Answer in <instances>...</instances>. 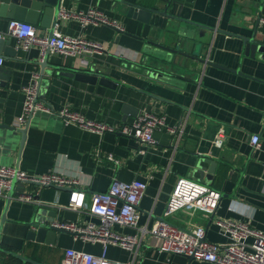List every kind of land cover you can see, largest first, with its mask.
I'll return each mask as SVG.
<instances>
[{
  "label": "crops",
  "instance_id": "1",
  "mask_svg": "<svg viewBox=\"0 0 264 264\" xmlns=\"http://www.w3.org/2000/svg\"><path fill=\"white\" fill-rule=\"evenodd\" d=\"M125 3L166 9L204 26L174 21L159 13H152L148 23L137 21L126 15ZM61 7L73 12L95 8L124 31L105 24H89L82 29L75 19L59 20L60 33L79 34L103 43L104 51L82 58L50 53L48 61L82 69L98 68L118 83L111 87L52 74L45 77L48 88L45 97L39 99L54 112L66 107L114 127L131 121L143 110L151 111L164 115L167 125L181 126V131L175 136L163 128L155 130L156 144L144 146L124 134L105 131L98 135L65 124L56 115L36 112L31 116L20 153V134L0 129V165L17 164L30 177L53 172L75 178L87 202L92 194L106 191L112 180H144L146 190L138 205V225L149 228L162 218L179 178H188L221 193L214 219L200 210H180L168 218L171 223L204 225L205 239L216 244L227 240L214 223L217 219L244 220L264 232V59L256 54L255 58L240 60L243 43L239 38L253 33L260 12L254 38L264 45V0H62ZM10 18L0 16L1 30L6 29ZM38 33L47 36L45 30ZM4 40L15 45L13 37ZM150 42L170 47L180 43L183 51L191 53L196 49L198 56L210 64L175 56ZM4 49L0 47L4 56L1 75L5 78L0 81L6 83V88L0 90V123L21 126L17 122L23 104L21 88L30 83L35 73L39 47L18 49L15 56L6 55ZM236 67L240 73L230 71ZM219 128L224 131L223 142L214 146ZM252 134L260 137L257 148L250 146ZM204 156L216 162L209 177ZM37 191L41 192V201L48 204L40 206L56 209L60 223L83 226L98 222L85 210L65 208L69 191L52 186L38 187ZM30 204L34 203L18 197L11 200L6 220L0 226L1 248L45 264H60L64 251L71 248L94 255L102 253L101 243L84 241L72 233L58 234L52 246L28 241L29 228L24 222L29 218ZM4 205L5 198H0V220ZM112 229L119 234L136 232L117 225ZM149 241L150 236L144 235L135 251L134 264H208L184 255L158 253ZM34 245L40 251L33 250ZM132 256V251L115 244L106 248L107 259L126 261ZM0 264L25 263L0 251Z\"/></svg>",
  "mask_w": 264,
  "mask_h": 264
},
{
  "label": "built area",
  "instance_id": "2",
  "mask_svg": "<svg viewBox=\"0 0 264 264\" xmlns=\"http://www.w3.org/2000/svg\"><path fill=\"white\" fill-rule=\"evenodd\" d=\"M75 19L82 29L89 24L114 26L123 30L122 26L115 24L103 13L95 8L73 12L63 10L59 13V20ZM264 22V20H263ZM50 39L39 35L38 27L30 22L10 18L6 29H0V41L13 37L17 49L28 51L33 46L39 47L40 57L48 50L50 53H60L73 57L92 56L104 51L103 43L90 40L82 35H63L57 29V24ZM4 56L0 53V66L3 65ZM38 75L33 74L30 83L21 88L22 109L17 117L19 125L23 126L36 112H44L60 117L65 124H74L83 129L102 135L105 131L126 135L137 139L141 145L154 146L156 140L153 132L160 128L168 133L178 136L181 126H169L164 115L151 111H141L131 121H125L114 127L94 119L84 117L80 112L69 108H62L57 112L38 98ZM224 138L222 128L217 130L213 140L214 146H221ZM260 137L252 134L250 146L257 148ZM99 157V153L97 155ZM113 159L111 154L108 155ZM20 180H34L42 184L54 183L65 186L69 190L68 204L65 208L85 210L98 218L97 223L89 222L83 226L74 222L59 223L58 227L64 228L84 241L99 242L103 245L102 253L94 255L74 248L66 249L60 264H134L135 251L141 245L144 235L150 236L149 246L158 253L167 255H184L197 261L208 264H264V232L252 228L244 220H214V223L227 236L226 242L212 243L205 239L206 228L204 225L192 227L179 226L169 221L175 212L187 210L189 212L202 211L213 214L217 208L221 193L203 183L180 177L174 186L162 218L156 220L152 226L138 225L139 202L146 190V182L132 179L126 182L112 180L106 191L92 194L87 202L86 193L79 187L75 178H66L57 173H47L40 176H28L14 166L0 165V198H6L7 190L14 177ZM27 203L38 202L48 205L31 196H19ZM129 227L135 233L119 234L113 231V226ZM108 244H115L123 249L132 251L133 256L126 261L111 260L106 258Z\"/></svg>",
  "mask_w": 264,
  "mask_h": 264
},
{
  "label": "water",
  "instance_id": "3",
  "mask_svg": "<svg viewBox=\"0 0 264 264\" xmlns=\"http://www.w3.org/2000/svg\"><path fill=\"white\" fill-rule=\"evenodd\" d=\"M128 5L126 15L132 19H135L137 21H141L144 23H148L149 18L152 13H159L163 16L171 19V20H177L184 23H188L191 25H197L200 27H203L204 25H201L198 22H191L184 18H181L176 15H172L167 12L166 9L160 11L155 10L153 8L146 7L141 4H133V3H125ZM62 0H0V16L5 17H13L17 20L30 22L38 27L39 30H45L47 32V38L50 39L52 36V33L55 29V25L59 21V13L63 11ZM261 19V13H257L256 15V22H255V29L249 37L247 36H239L240 39H242V49L240 57L242 60L244 57L246 58H255L256 54H259V57L264 59V45L260 44L256 38H254L255 32L257 30V27L260 23ZM214 27H210V30L212 31ZM124 30H121L118 32H123ZM221 32V30H218ZM227 33V32H224ZM151 44L155 46H159L160 48L164 49L165 51L175 55V56H182L187 60L197 61L203 64H210V62L204 58H201L198 56V51L195 49V51L189 53L185 52L181 49L180 43L176 45V47H170V46H164L160 43L156 44L155 42H150ZM0 47H4V52L6 55L9 56H15L17 54L18 49L15 47V45L11 44L10 41H6L2 39L0 41ZM197 48V46H196ZM50 55V52L47 50L45 54L40 57L39 60H36L34 63L35 67V73L38 75V81H39V88H38V98H44L46 94V89L48 88L49 80H47L45 77H50L52 74L62 77H71L75 80L80 81H87L89 83H100L102 85H107L114 87L118 82L116 79H113L112 77L108 76V74L101 73V71L98 68H76L72 65H59V64H52L48 61V57ZM226 69V68H224ZM234 73H240V68L236 67L235 69L230 70ZM1 72H3V69L0 67V80L5 79L1 75ZM6 88V83L0 81V90ZM44 92V94H43ZM31 119V118H30ZM30 119L26 122L23 126H9L4 123H0V129H8L12 133H19L21 137L20 141V150L23 147V144L25 142V134L28 129ZM205 162L209 164V172L206 175L207 177L211 176V174L214 171V166L216 165V162L210 159L209 156H204ZM16 169H18V165H15ZM204 170V169H203ZM54 187L57 190L61 191H68L69 189L65 186H59L54 183L51 184H42L40 182L34 181V180H20L16 176L12 179L10 183V187L7 190L6 198H5V205H4V212L1 216L0 220V226L3 224V222L6 220V210L8 206L10 205L11 200L14 197L19 196H31L35 200H41V192L37 191L38 187ZM33 187L32 191H29L28 188ZM216 190V189H215ZM217 191V190H216ZM219 191V190H218ZM34 204H30V215L27 221L24 222V224L29 228V231L26 233V239L32 243L35 244H41V245H49L52 246L56 242V237L58 234L64 233V234H71L72 232L58 227L57 224L60 222L57 219V210L52 209L48 210L44 208V206H40V204L33 202ZM214 219V213L211 215V220ZM33 250L40 251V247H37V245L33 246ZM0 251L12 256L13 258H17L22 261V263L27 264H45L36 260H32L24 255L19 254L18 252H13L10 250H7L5 248L0 247ZM189 259H192V257H188Z\"/></svg>",
  "mask_w": 264,
  "mask_h": 264
}]
</instances>
